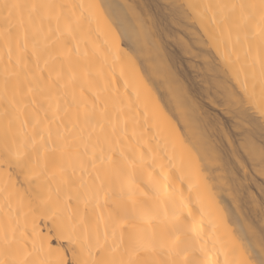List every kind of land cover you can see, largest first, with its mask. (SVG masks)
<instances>
[{
	"label": "snow or ice",
	"instance_id": "1",
	"mask_svg": "<svg viewBox=\"0 0 264 264\" xmlns=\"http://www.w3.org/2000/svg\"><path fill=\"white\" fill-rule=\"evenodd\" d=\"M0 264H264V0H0Z\"/></svg>",
	"mask_w": 264,
	"mask_h": 264
},
{
	"label": "bare ground",
	"instance_id": "2",
	"mask_svg": "<svg viewBox=\"0 0 264 264\" xmlns=\"http://www.w3.org/2000/svg\"><path fill=\"white\" fill-rule=\"evenodd\" d=\"M255 132L258 138L259 137V126L256 127ZM36 227H37L38 232H42L47 235L49 233V229L52 227V224H51V221L49 220L37 219ZM52 235H55V233L53 232ZM60 244H61V241H58V240L53 241V248L57 247ZM70 255L71 254L69 253V256Z\"/></svg>",
	"mask_w": 264,
	"mask_h": 264
}]
</instances>
